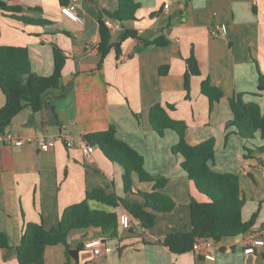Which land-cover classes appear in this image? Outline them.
Segmentation results:
<instances>
[{
  "label": "crops",
  "instance_id": "0c3cea01",
  "mask_svg": "<svg viewBox=\"0 0 264 264\" xmlns=\"http://www.w3.org/2000/svg\"><path fill=\"white\" fill-rule=\"evenodd\" d=\"M0 1L21 9L16 15L0 10L1 46L27 48L31 69L39 76L54 72V43L66 56L62 86L45 93L40 111L25 108L7 128L25 143L0 144V232L7 235L11 248L0 249V264H19L16 248L27 223L47 230L56 227L64 211L83 202L89 191L103 189L130 204L145 203L140 193H152L154 183L141 182L134 173L125 183L126 170L100 147L95 146L91 158L83 155L81 140L111 126L120 140L144 156L152 177L167 180L162 192L175 207L157 214L156 225L143 234L134 220L130 229L123 226L129 217L125 208L89 202L92 209L117 213L118 238L110 239L96 228L72 231L68 245L76 257H68L63 245L48 247L46 264H264V247L253 255L243 254L250 233L264 228V153L245 156L246 149L264 146V139L260 132L245 139L230 127L234 115L229 103L242 94L264 112V92L259 91L260 73L264 75V0H135L140 7L136 19L121 23L112 33L111 44L122 42L120 59L115 49L105 59L99 52L100 18L107 20L105 11L118 9L117 0H76L80 23L61 13L63 2L72 0ZM221 24L227 26V34L215 37L212 29ZM127 31L136 32L137 38L123 41ZM158 40L167 44L155 45ZM192 53L201 75L192 78L188 99L186 60ZM207 79L224 93L212 111L201 92ZM5 103L0 90V109ZM158 104L175 106L168 109L169 115L187 124L195 142L215 139L212 169L238 176L246 202L243 222L258 214L250 232L208 241L213 261L194 252L173 254L162 244L168 234L192 230V199H208L182 168L184 158L172 151L179 142L177 133L169 130L161 138L153 130L150 111ZM41 136L57 138L54 148L40 150ZM67 138L73 139L74 147L66 146ZM96 240L113 252L96 256L87 246Z\"/></svg>",
  "mask_w": 264,
  "mask_h": 264
},
{
  "label": "trees",
  "instance_id": "16d2710c",
  "mask_svg": "<svg viewBox=\"0 0 264 264\" xmlns=\"http://www.w3.org/2000/svg\"><path fill=\"white\" fill-rule=\"evenodd\" d=\"M118 9L115 12L105 11L108 19L120 24L134 21L140 8L135 0H117ZM63 2L62 5H66ZM0 10L6 13H21L19 7H11L0 1ZM25 22L29 20L25 19ZM100 18L101 42L99 52L105 59L112 49H115L117 58L122 55V42L111 44L112 32ZM42 23V21H31ZM137 38V33L127 31L123 41ZM166 41L158 40L155 45L164 46ZM150 44H145L149 46ZM55 59L54 72L50 76H39L31 69V62L27 48L0 45V90L6 97L5 105L0 109V133L7 131L13 119L25 108L31 107L35 112L44 105V95L51 89L62 86V71L66 56L56 43L53 44ZM201 75L200 67L194 53L186 60L185 91L187 98H191V80ZM259 91L264 92V75L260 73ZM201 92L210 100V111L214 104L220 102L224 93L213 86L207 79L202 82ZM234 118L230 127L236 128L245 139H253L261 133L264 139V112L257 103H247L242 94L229 99ZM174 110L175 106L169 105ZM168 109L161 104L154 106L150 111V123L153 130L161 137L166 131H174L179 136V142L173 148L175 155L184 158L182 168L189 179L195 184L199 193L208 201L201 203L192 199L191 220L192 230L188 233L177 232L168 234L163 239V246L173 254L181 255L193 252V247L201 241L212 240L220 242L225 238L237 237L250 232L255 224L257 213L248 222L242 220V209L245 198L241 193L239 178L230 173H218L211 167L215 159V139L204 142H195L190 134L189 127L183 121L174 120ZM84 140L92 146L100 147L106 156L113 162L123 166L126 170L125 183H129V175L136 174L141 182L154 183L152 193L141 194L145 200L143 205L130 204L116 195H109L103 189H95L86 194V199L68 207L58 225L47 230L43 225L27 223L22 235L21 243L16 248L19 264H46L45 252L48 247L63 245L68 257H76L68 245V237L72 231L87 228L100 229L110 239L118 238L119 217L117 213L105 210L92 209L89 202L123 207L131 220L138 223L143 234L150 231L157 223V214L171 212L175 207L174 201L162 189L166 179H155L145 168V158L133 147L117 137V130L111 126L107 131L86 136ZM246 158L255 153H264V146L256 151L246 149ZM0 249H11L7 235L0 232ZM202 258V257H199Z\"/></svg>",
  "mask_w": 264,
  "mask_h": 264
},
{
  "label": "built area",
  "instance_id": "2783aa9c",
  "mask_svg": "<svg viewBox=\"0 0 264 264\" xmlns=\"http://www.w3.org/2000/svg\"><path fill=\"white\" fill-rule=\"evenodd\" d=\"M74 2L76 0H72V2L68 5L62 6L61 7V13L70 19L71 21L75 23H80L82 22L81 17L79 16L75 6ZM169 8V4L165 5V9ZM105 24L107 28L113 33L116 30H118L121 27V24L118 21L110 20L107 19L105 21ZM212 34L215 37H219L221 35H226L227 34V26L225 24L217 25L213 27L212 29ZM57 138H47L46 136H41L40 138L37 139V145L39 146L40 150L47 152L50 149L54 148ZM25 143L24 139L18 138L15 134L12 132L6 131L4 133H0V144L1 145H8V146H22ZM66 146L69 148H72L75 146V143L73 139H66L65 140ZM81 149L83 152V155L86 158H91L93 153L95 152V146L89 145L85 140H81ZM123 226L126 229L131 228V221L129 217H125L123 219ZM103 240H96L92 241L87 244L88 248H91L93 250V253L96 256L105 254H111L113 252L112 247L104 246ZM209 243L208 241H201L198 242L194 245L193 247V252L197 255V257H204L207 260H215V256L212 255L208 250ZM264 247V228L260 230L258 233H250L248 236L246 246L243 250L244 256H250L255 253H258L259 250H261Z\"/></svg>",
  "mask_w": 264,
  "mask_h": 264
}]
</instances>
